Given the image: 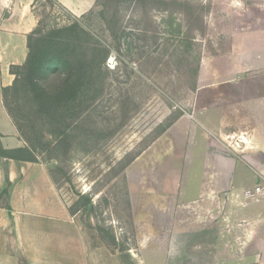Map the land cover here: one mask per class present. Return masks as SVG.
Wrapping results in <instances>:
<instances>
[{"label":"rangeland","instance_id":"obj_1","mask_svg":"<svg viewBox=\"0 0 264 264\" xmlns=\"http://www.w3.org/2000/svg\"><path fill=\"white\" fill-rule=\"evenodd\" d=\"M96 2L84 14L88 17L72 15L51 0L35 2L39 35L78 21L110 50L104 92L75 121L63 144L50 135L30 101L20 114L26 137L18 130L4 100L15 97L3 90L0 64V147H25L29 139L36 156L34 162L0 159V208H10L18 195L21 202L30 196L70 214L79 209L73 218L97 264H140L143 257H164L147 251V235L158 230L167 237L202 205H191L184 196L190 169L184 166L183 117L195 107L201 62L231 47L233 35L258 17L261 0ZM209 73L215 79V72ZM15 78H9L12 84ZM40 123L43 133L33 129ZM245 154L252 157L244 160ZM261 154L239 155L245 161L242 188L264 185ZM250 158L254 165L246 161ZM44 173L53 184L48 195L38 194ZM263 201L264 196L248 202ZM249 204L225 199L223 225L213 220L224 229L223 252L215 250L213 238L202 241L193 259L206 262L217 252L223 264H264V207L238 212ZM217 207V200L206 202L208 210L218 212Z\"/></svg>","mask_w":264,"mask_h":264},{"label":"crops","instance_id":"obj_2","mask_svg":"<svg viewBox=\"0 0 264 264\" xmlns=\"http://www.w3.org/2000/svg\"><path fill=\"white\" fill-rule=\"evenodd\" d=\"M36 1L0 0L3 86L12 85L11 68L22 66L28 58L29 37L40 22L35 12ZM55 2L75 16L90 12L97 3ZM260 3L256 8L258 17H250L248 27L233 35L231 47L224 54L201 62L195 107L183 117L184 166L190 169L184 196L189 197L191 205H202L167 237L158 234V230L147 235V251L164 253V257H143L140 264H223L217 252L212 260L204 262L194 260L193 251L201 247L202 241L214 238L215 250L223 252L224 229L215 224L223 225L225 199L252 203L248 202L252 200L246 198V191L258 187L263 192L254 201L259 202L264 196V185L242 188L244 160L252 155L245 154L243 161L239 158L246 152L264 154V0ZM212 71L215 79L209 73ZM246 161L253 164L251 158ZM40 184L43 191L38 194L53 191L47 173L40 174ZM19 198L17 195L10 208H0V264H97L96 257L89 255L81 228L65 207L31 200L30 196L22 202ZM208 200H217L221 210L206 209ZM257 207H264V201L261 205L249 204L238 212L254 213Z\"/></svg>","mask_w":264,"mask_h":264},{"label":"trees","instance_id":"obj_3","mask_svg":"<svg viewBox=\"0 0 264 264\" xmlns=\"http://www.w3.org/2000/svg\"><path fill=\"white\" fill-rule=\"evenodd\" d=\"M109 53L108 46L78 21L50 29L44 35H39L36 29L29 37L25 64L12 67L18 69L12 72L16 77L14 83L3 89L14 94L12 102L8 96L4 100L18 130L26 137L25 120L20 114L27 111L30 101L32 110L43 116L42 124L50 128L57 143L66 142L75 121L104 92ZM35 124L33 129L43 133V125ZM28 140V146L17 149L1 146L0 159L34 162L35 147ZM84 198L86 205L92 204L91 199Z\"/></svg>","mask_w":264,"mask_h":264},{"label":"built area","instance_id":"obj_4","mask_svg":"<svg viewBox=\"0 0 264 264\" xmlns=\"http://www.w3.org/2000/svg\"><path fill=\"white\" fill-rule=\"evenodd\" d=\"M263 192V188L261 187H258L254 190H247L246 191V198L249 199V200H255L256 197H258L259 195H261V193Z\"/></svg>","mask_w":264,"mask_h":264}]
</instances>
